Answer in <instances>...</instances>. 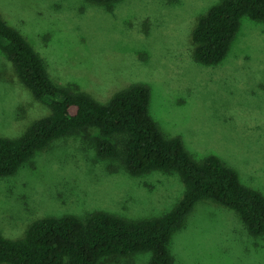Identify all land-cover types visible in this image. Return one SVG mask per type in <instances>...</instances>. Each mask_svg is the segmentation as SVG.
I'll list each match as a JSON object with an SVG mask.
<instances>
[{
    "label": "rangeland",
    "instance_id": "374dc122",
    "mask_svg": "<svg viewBox=\"0 0 264 264\" xmlns=\"http://www.w3.org/2000/svg\"><path fill=\"white\" fill-rule=\"evenodd\" d=\"M220 0H0L59 86L107 102L135 83L152 89L150 112L199 160L216 155L264 194V23L244 18L226 58L196 62L195 19ZM48 108L35 102L0 50V134L19 135ZM97 128L61 137L0 177V231L17 237L45 216L105 211L129 219L162 216L182 198L177 172L132 176L98 155ZM174 264H264V235L253 236L233 210L197 205L173 241ZM149 253L102 264H148Z\"/></svg>",
    "mask_w": 264,
    "mask_h": 264
},
{
    "label": "trees",
    "instance_id": "16d2710c",
    "mask_svg": "<svg viewBox=\"0 0 264 264\" xmlns=\"http://www.w3.org/2000/svg\"><path fill=\"white\" fill-rule=\"evenodd\" d=\"M244 18L264 23V0H220L197 16L190 32L193 59L204 65L221 63ZM0 50L11 64L12 76L49 112L32 120L19 135L0 134V177L17 174L55 140L97 128L101 136L95 143L101 158L121 162L132 176L177 172L185 184L182 198L162 216L129 219L96 211L85 217H40L17 237L0 231V264H102L136 253H149L148 264H174V237L204 201L235 211L251 235H264V194L245 185L238 171L218 156L197 160L180 136L166 135L151 115L149 84H132L104 103L59 86L24 35L1 16Z\"/></svg>",
    "mask_w": 264,
    "mask_h": 264
}]
</instances>
